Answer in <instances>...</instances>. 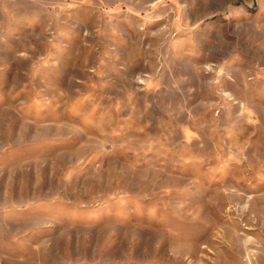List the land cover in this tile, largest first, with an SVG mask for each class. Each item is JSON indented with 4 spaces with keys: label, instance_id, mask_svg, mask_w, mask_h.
<instances>
[{
    "label": "rangeland",
    "instance_id": "1",
    "mask_svg": "<svg viewBox=\"0 0 264 264\" xmlns=\"http://www.w3.org/2000/svg\"><path fill=\"white\" fill-rule=\"evenodd\" d=\"M0 264H264V0H0Z\"/></svg>",
    "mask_w": 264,
    "mask_h": 264
}]
</instances>
